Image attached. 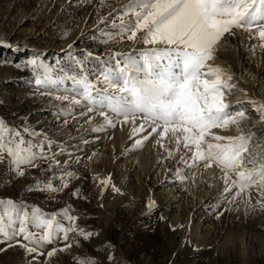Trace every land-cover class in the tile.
<instances>
[{"label":"snow or ice","instance_id":"6c2138e0","mask_svg":"<svg viewBox=\"0 0 264 264\" xmlns=\"http://www.w3.org/2000/svg\"><path fill=\"white\" fill-rule=\"evenodd\" d=\"M105 2L100 0V7ZM99 23L108 27L97 28L99 35L93 39L98 43L126 39L145 48L102 57L92 51L75 55L69 45L67 63L52 65L37 55L16 65L31 72L27 82L37 95L58 102L52 115L59 126H67L70 119L88 124L91 133L129 126V139H136L126 151L139 149L154 137L166 153L164 159L179 154L175 177L181 183L188 181L189 172L195 183L200 167L219 170L223 189L211 205L217 218L222 215L217 209L225 204H243L246 212L264 210V139L248 127L251 117L245 111V103L252 105L258 122L264 123V100L229 101L237 90L245 97L247 93L237 89L230 71L215 63L220 42L237 32L256 42L253 50H264V0H128ZM21 119L23 126L16 127L0 117V164L5 165L0 182L10 183L38 169L46 178L33 177L25 191L54 198L80 178L73 164L81 157L69 151L66 142L52 139L43 128L37 130L27 117ZM230 130L235 134H222ZM62 156L68 159L62 162ZM94 180L102 193L111 187L121 194L110 176L97 175ZM70 195L86 199L80 188ZM154 207L155 201L149 199L148 212ZM73 211L67 205L46 213L23 200L0 199V244L6 245L0 252L19 247L31 257L28 264H40L41 256L50 264L58 253L79 247L80 239L98 235L81 227L80 216ZM61 241L63 245L56 247ZM48 245L53 246L45 255ZM104 250L107 264H114L115 246L108 244ZM73 259L75 264H101L90 256Z\"/></svg>","mask_w":264,"mask_h":264},{"label":"rangeland","instance_id":"374dc122","mask_svg":"<svg viewBox=\"0 0 264 264\" xmlns=\"http://www.w3.org/2000/svg\"><path fill=\"white\" fill-rule=\"evenodd\" d=\"M127 2L106 0L105 6L100 7V0H0V117L16 127H22L24 120L21 118L27 117L28 123L40 130L36 120L42 117L41 110L47 109L52 114L57 107L58 102L50 104L54 100L37 95L34 86L28 84L31 78L28 69L16 67L17 64L24 65L34 56L38 55L55 65L57 61L68 62L69 45H72L71 51L75 55L92 51L94 55L102 57L109 52L143 50V44L126 39L108 44H100L93 39L99 35L98 27H108L99 23L101 17H107ZM21 20H27L23 27H19ZM30 40L33 46L23 43ZM15 48L20 50L15 51ZM69 121L67 126L61 127L54 120L43 129L54 140L55 130L69 129L74 135L82 133L81 121ZM83 125L89 128L88 124ZM87 129L84 130L89 140L87 144L76 137L67 139L64 131L57 136L60 143H67L69 151L81 157L79 164H73V170L80 178L73 180L69 189L56 194L54 198H49L48 193L25 191L33 183V177L46 178L41 176L38 169L10 183L0 182V199L23 200L39 206L46 213H55L71 205L74 210L72 214L80 216V226L98 233L90 240L80 239L79 247L74 246L69 252L58 253L51 258L50 264H75V256H90L101 264H107V251L104 249L108 244L115 246L114 264H264V210L257 208L253 212H246L243 204V208L237 209L225 204L217 209L222 212L217 218L211 208L219 199V189H222L218 182L222 181L219 170H213V175L209 177L211 182L206 183L205 187V191L209 190L207 194L200 192L201 195L195 197L199 205L195 207L192 202H188L184 206L178 203L185 196L182 188H186L189 179L186 183L179 182L175 177L176 167L171 166L165 172L158 170L145 174L143 183L122 182V172L116 160H111V170L101 163L99 171L92 172L88 160L92 156L91 151L100 150V144L105 141L113 142L101 136V133H91ZM222 134H235V131ZM116 146L113 150L116 155L133 153L132 150L126 151L128 147L125 145L118 143ZM163 151L159 149L158 158L161 159ZM59 159L63 162L68 157ZM4 171L5 165L0 164V176ZM97 175L100 178L110 176L111 183L120 189L121 194L114 192L111 187L102 193L101 186L94 180ZM74 188H80L81 196L86 199L71 196L70 192ZM149 199L155 201L150 213L147 209ZM190 199L186 197L185 200ZM161 216L165 219H160ZM195 225L198 227L196 233L192 230ZM62 245L63 241L55 246ZM52 246H46L45 255ZM0 247L6 245L0 244ZM30 259L25 257L23 249L19 247L0 252V264H28ZM38 259L40 264H44L45 256Z\"/></svg>","mask_w":264,"mask_h":264},{"label":"bare ground","instance_id":"6f19581e","mask_svg":"<svg viewBox=\"0 0 264 264\" xmlns=\"http://www.w3.org/2000/svg\"><path fill=\"white\" fill-rule=\"evenodd\" d=\"M26 23H27V20L25 21L21 20L19 27H23ZM23 43L28 44L30 46L33 44L31 40L23 42ZM23 43H21L22 46L24 45ZM254 43L256 42L250 41L246 33L237 32V34L232 37L226 36V38L222 40V42L220 43L218 47L215 63L223 66L228 71H230L234 76L237 89H242L244 92L247 93V97H245L239 90H237L232 95L228 96L229 101L246 102L247 100H250V99L264 100V51L261 52V50H259V47H256L253 50L252 45ZM0 47H1V44H0ZM14 50L19 51L20 49L15 48ZM54 103H57V102L56 101L50 102V104H54ZM46 110L47 109L43 108L41 110V114H43L42 117L36 120L37 122L36 125L40 128L46 127L49 123H52L54 121L53 115L49 114V112H47ZM245 111L251 115L250 120L247 121L248 127L252 128V130L256 133L257 138L264 139V123L258 122L259 117L253 110L252 105L246 103ZM81 122L84 124L83 121ZM97 122H99L98 117H97ZM83 124H82L83 126L82 133L76 134V135H74V132L69 129L58 130V131L55 130L54 131L55 140L59 142V139L57 136L59 132L64 131L65 135L67 136V139L69 140L74 139L75 137L77 139L78 138L80 139V137H83V140L89 141L87 134L84 133V130H86L87 128ZM129 134H130L129 126H123V128H121L120 126H117L116 129H109L107 132L101 133V136H105L110 141L112 140L113 144L105 141L104 143L100 144L102 145V148L100 150L91 151L92 152V159L90 160L91 171L92 172L99 171L100 169L99 166L101 165V163L103 164V166L105 165L104 167L108 168V170H111L112 168L110 166V162L111 160H116L118 162L117 166L119 167L120 172H122L121 173L122 182L129 181L131 183H139L144 180L143 177H146L145 174H148L152 171L156 172L158 170H161L162 172H165L171 166L177 167L179 156H174L173 157L174 160L171 162L168 159H164V156H166V153L163 151L164 154H161V159L158 158L159 149L161 148H159L155 144V138H152V137L148 139L147 141H144L143 146L141 148L132 150L133 151V153L131 152L132 154H127L126 156L116 155L113 150H115L114 148L117 147L116 145L118 143L121 144L122 146L125 145L129 148L131 147V144L134 142V139H136V137L129 139ZM97 140L98 139H96L95 141ZM262 147H264V145H262ZM93 153H95L96 155L93 156ZM213 170L216 171L218 169L213 168V169L205 170L203 167H200L199 169L195 170L196 171V176L194 178L195 183L192 182V179H193L192 174L190 172L187 173L189 177L188 185L186 186V188L184 187L185 189H183L182 186L179 187L180 192L182 190L185 191L184 193L185 196L184 198L180 199L178 204L186 206L188 202H192L193 203L192 206L197 207L199 204L196 201L195 197L197 195L198 196L201 195L200 192H204V193L206 192L207 194V191L209 190L206 189L205 191V187L207 188L206 183L211 182L209 181L211 180L209 177L213 175L212 174ZM218 182L222 185V189H223V182L220 180ZM211 184L213 185V183ZM217 188L219 187L217 186ZM222 189L220 188L219 190L222 191ZM186 197H191L192 199H190V201L185 200ZM229 206L237 209L243 205L239 204L238 207L237 205H229ZM197 228H198L197 225L193 226L192 230L194 231V233L197 232Z\"/></svg>","mask_w":264,"mask_h":264}]
</instances>
